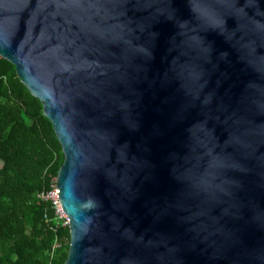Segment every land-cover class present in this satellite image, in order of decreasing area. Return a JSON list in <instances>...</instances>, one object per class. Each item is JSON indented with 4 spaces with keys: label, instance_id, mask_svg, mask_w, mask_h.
Returning a JSON list of instances; mask_svg holds the SVG:
<instances>
[{
    "label": "water",
    "instance_id": "water-1",
    "mask_svg": "<svg viewBox=\"0 0 264 264\" xmlns=\"http://www.w3.org/2000/svg\"><path fill=\"white\" fill-rule=\"evenodd\" d=\"M0 58L63 155V264H264V0H0Z\"/></svg>",
    "mask_w": 264,
    "mask_h": 264
},
{
    "label": "trees",
    "instance_id": "trees-1",
    "mask_svg": "<svg viewBox=\"0 0 264 264\" xmlns=\"http://www.w3.org/2000/svg\"><path fill=\"white\" fill-rule=\"evenodd\" d=\"M62 161L39 101L0 58V264H63L68 227L41 197Z\"/></svg>",
    "mask_w": 264,
    "mask_h": 264
},
{
    "label": "built area",
    "instance_id": "built-area-1",
    "mask_svg": "<svg viewBox=\"0 0 264 264\" xmlns=\"http://www.w3.org/2000/svg\"><path fill=\"white\" fill-rule=\"evenodd\" d=\"M54 192H56L55 180H54L53 185L51 186V191L47 192L46 194L42 195L41 197L45 200L47 199V200L51 201L53 208H54L55 215L58 217V219H60L62 221V225H65L68 227L66 217L59 208L58 200L56 198H54V196H53Z\"/></svg>",
    "mask_w": 264,
    "mask_h": 264
},
{
    "label": "bare ground",
    "instance_id": "bare-ground-1",
    "mask_svg": "<svg viewBox=\"0 0 264 264\" xmlns=\"http://www.w3.org/2000/svg\"><path fill=\"white\" fill-rule=\"evenodd\" d=\"M53 196H54V198H56V199H57V191L53 193ZM57 200H58V199H57ZM58 204H59V202H58ZM59 208H60V210H61V207H60V205H59ZM62 213H63V212H62ZM63 214H64V213H63Z\"/></svg>",
    "mask_w": 264,
    "mask_h": 264
}]
</instances>
